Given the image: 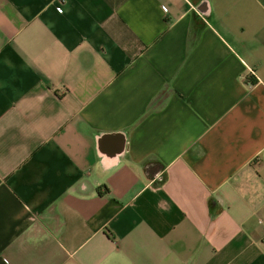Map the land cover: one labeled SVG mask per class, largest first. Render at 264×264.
I'll use <instances>...</instances> for the list:
<instances>
[{
  "label": "crops",
  "instance_id": "obj_1",
  "mask_svg": "<svg viewBox=\"0 0 264 264\" xmlns=\"http://www.w3.org/2000/svg\"><path fill=\"white\" fill-rule=\"evenodd\" d=\"M261 219L264 0H0V264H264Z\"/></svg>",
  "mask_w": 264,
  "mask_h": 264
},
{
  "label": "water",
  "instance_id": "obj_2",
  "mask_svg": "<svg viewBox=\"0 0 264 264\" xmlns=\"http://www.w3.org/2000/svg\"><path fill=\"white\" fill-rule=\"evenodd\" d=\"M106 136H111V135H102L101 139H105ZM126 150V145H124V148L122 149L121 153L119 154L118 158H117V162H119V160L124 156Z\"/></svg>",
  "mask_w": 264,
  "mask_h": 264
},
{
  "label": "built area",
  "instance_id": "obj_3",
  "mask_svg": "<svg viewBox=\"0 0 264 264\" xmlns=\"http://www.w3.org/2000/svg\"><path fill=\"white\" fill-rule=\"evenodd\" d=\"M166 11V10H165ZM251 74H254V71L251 70ZM264 220L261 219L260 223L263 224Z\"/></svg>",
  "mask_w": 264,
  "mask_h": 264
}]
</instances>
